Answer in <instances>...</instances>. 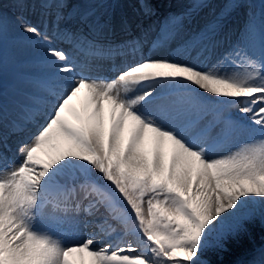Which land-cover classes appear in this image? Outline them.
I'll return each mask as SVG.
<instances>
[{
  "label": "snow or ice",
  "instance_id": "6c2138e0",
  "mask_svg": "<svg viewBox=\"0 0 264 264\" xmlns=\"http://www.w3.org/2000/svg\"><path fill=\"white\" fill-rule=\"evenodd\" d=\"M42 6L71 5L68 0H42ZM204 6L201 0L192 5ZM233 6L226 5L202 34L208 43L199 56L214 49L212 37L224 30ZM57 17L63 19L59 12ZM23 31L41 35L27 23ZM256 34L250 22L243 45L218 59L235 66L232 75L174 59H144L112 79L77 77L76 64L66 52L47 50L55 58L48 63L65 75L56 77L63 83L61 91L51 92L45 122L18 146L19 163L4 166L10 148L0 131V264H211L201 259L206 251L223 250L227 241L247 231L255 217L253 198L259 199L264 220V20L258 52L252 50ZM81 50L91 56L110 54L95 46ZM192 86L201 90L195 103L207 101L208 94L217 98L209 104L238 108L251 123L224 116L216 136L195 123H163L174 106L160 102L157 88L192 93ZM82 91L81 113L72 101ZM188 100L193 102L191 96ZM21 130L19 125L12 128ZM237 136L249 141L225 155H212ZM149 140L155 145L151 154L146 150ZM49 204L90 216L103 207L107 216L96 224L98 234L68 245L36 226ZM109 219L124 226L123 235L113 238L117 230ZM102 240L103 246L96 247ZM253 264H264V252Z\"/></svg>",
  "mask_w": 264,
  "mask_h": 264
},
{
  "label": "bare ground",
  "instance_id": "6f19581e",
  "mask_svg": "<svg viewBox=\"0 0 264 264\" xmlns=\"http://www.w3.org/2000/svg\"><path fill=\"white\" fill-rule=\"evenodd\" d=\"M91 2H93L94 0H90ZM167 2V0H165V3ZM183 2V0H180V4ZM68 3L71 5L70 7H66L65 9V15L62 16L63 19H58V22L61 24H67L69 25V29L70 31H75L76 29H78L80 26L83 27L82 23L83 20H80L79 17L81 16V13L85 10L86 6L83 4V0H68ZM179 4V6H180ZM1 7L4 9L2 10L0 8V12L2 13V18L6 19L7 22V34H10L11 38H13V41L15 42V38L17 39L16 45H21L22 51L17 55L18 57H14V59L12 60L13 62H19L22 60H26L28 58H30L32 56V51L29 50L30 44H29V40H26V38H32L34 35L33 34H29L25 31H23V26L25 23L30 24L32 26H34L33 24V20L34 18L40 17L43 14V10L41 9V7H37L35 8L34 11H27V12H23L20 10V8H18L15 4L11 3V2H7V0H3L0 2ZM178 5H175L173 7H171L169 9V13L171 14V10L176 8L178 9L179 7ZM161 9H164V5L161 6ZM8 11H11L21 17H23L22 20H20L19 18L14 17L12 14H10ZM127 11L124 12L125 15V21L128 23H131L130 20H132V15L127 16L126 15ZM60 14V13H59ZM151 16V19H154L156 17H158V13H149ZM174 14V13H173ZM172 14V15H173ZM184 15V19L182 20V24L181 23V19L180 16L176 17L174 20L177 23V25L175 26L176 30H186L189 26H191L190 24H187L186 22V16L185 14H182L181 16ZM117 19L122 20L121 18L118 17V15H116ZM44 18V17H43ZM54 18H58L57 17V13H55ZM85 19V18H84ZM44 20V19H42ZM156 23L153 25L154 28L156 29H162L163 31H165L166 33L164 34H168L166 31V27L171 26L174 21L168 20L166 19V17H163L162 19L158 20L155 19ZM35 27V26H34ZM200 30L199 26H196L195 29L193 31H190L188 34H197ZM17 36V37H16ZM9 38V39H11ZM174 40L177 41V43H180L181 41L184 40V38H179L177 37V35H174L173 37ZM202 42H205V40H203ZM201 42V43H202ZM0 70H5L7 72V70H10L11 67L9 66H5L2 62L0 63ZM17 65V64H16ZM32 66L30 65H18L14 68V71L17 72H31ZM12 84V85H16L17 87L20 88H26L29 85L28 84H21L16 78L10 77L8 75H4L1 76L0 75V99L1 97L5 96V90L4 87ZM84 98H85V93L82 91L80 93ZM210 96V95H209ZM174 97V96H173ZM212 97V96H211ZM168 100V98L166 99ZM1 106V104H0ZM7 128V127H6ZM152 143V144H150ZM155 145L154 143L149 140L146 143V150L148 151L149 154H151V152L154 150ZM96 176H99L98 173L95 174ZM66 177H68L69 179H71V176L69 174H65ZM65 176H62L61 179L64 181ZM103 183L105 185H108L107 181H103ZM101 210V209H100ZM107 216L104 215V217ZM112 220L109 219V222H111ZM37 226L39 228L42 227V229H44L45 227V223H43L40 219H38L36 221ZM79 233L81 234V236H83V231H79ZM59 238H61L63 240V242L65 244L71 245L74 243H78V242H82L84 240L85 237H80L76 234V232L73 231L72 235L71 233H64L63 235H59L57 236ZM129 239V238H127Z\"/></svg>",
  "mask_w": 264,
  "mask_h": 264
},
{
  "label": "rangeland",
  "instance_id": "374dc122",
  "mask_svg": "<svg viewBox=\"0 0 264 264\" xmlns=\"http://www.w3.org/2000/svg\"><path fill=\"white\" fill-rule=\"evenodd\" d=\"M1 2V1H0ZM101 0H94L93 2H91L90 0H83V4L86 6V9L84 10L85 13H89L91 15V17L94 16L93 12L95 11V3H100ZM190 0H183V2L180 4V6L178 7V9L174 8L171 10V14L169 13V16L172 15L174 18L180 16L181 21L184 19V15L181 16L185 10H189V8H192V6L190 5ZM107 7V6H106ZM106 7H104V10H106ZM0 8L2 10H4L1 5ZM98 10L100 9V7L97 8ZM97 10V11H98ZM2 13L0 12V63L3 62L5 63V66H9L11 67V62L14 59V57H18L17 55L22 51L21 45H16L17 39L15 38V42L13 41V38H11L10 34H7V22L6 19L2 18ZM173 16H172V20H173ZM264 20V18H263ZM17 37V36H16ZM11 38V39H9ZM17 54V55H16ZM14 64V62H12ZM12 64V66H13ZM1 66V65H0ZM236 71L235 67L232 66L231 69H227L225 71L224 74H228V75H232L234 74V72ZM14 73V69L11 67L10 70H7V72L3 69L0 70V75L4 76V75H8V76H12ZM208 98L211 96H207ZM211 98H215V97H211ZM208 102L205 101L204 104H206ZM256 199V203L252 206L255 209V217L259 223H261L262 225L264 224V220L261 219V215H260V207L261 204L259 202L258 198H253ZM261 239V238H260ZM264 245L261 247L256 246L255 248H257V250L250 252L249 254L246 255L247 260H253L255 261H259V259L261 258V253L264 252ZM219 250H215V249H209L208 251H206L204 253V255L208 254H212L214 256L217 257L216 253ZM203 260H207L206 258H201ZM218 259H220L218 257Z\"/></svg>",
  "mask_w": 264,
  "mask_h": 264
},
{
  "label": "trees",
  "instance_id": "16d2710c",
  "mask_svg": "<svg viewBox=\"0 0 264 264\" xmlns=\"http://www.w3.org/2000/svg\"><path fill=\"white\" fill-rule=\"evenodd\" d=\"M262 241H264V224L262 225L254 218L248 225L247 231L239 239L227 241L224 249L217 251V257L207 253L201 258H206L211 264H233L240 256L261 244Z\"/></svg>",
  "mask_w": 264,
  "mask_h": 264
}]
</instances>
